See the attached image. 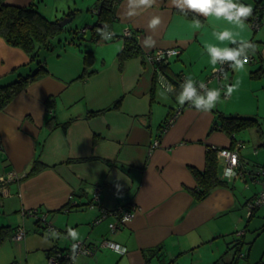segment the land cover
<instances>
[{
    "label": "crops",
    "instance_id": "crops-1",
    "mask_svg": "<svg viewBox=\"0 0 264 264\" xmlns=\"http://www.w3.org/2000/svg\"><path fill=\"white\" fill-rule=\"evenodd\" d=\"M9 1L34 3L46 17L71 21L61 27V33L67 29L69 35L62 38L60 33L53 39L52 50L42 52L48 73L29 83L0 111V264H17L18 253L27 260L35 251L46 264V256L64 253L75 242L87 244L92 252L77 253L69 264L164 263L167 254L212 245L226 235L243 220L236 212L244 211L246 203L250 216L249 203L260 193L242 205L233 184L243 172H250L242 150L246 146L238 140L239 132L229 135L219 125L213 129L218 113L233 111L230 102L235 91L228 96L224 91L235 84L237 71L228 66L221 79L214 77L204 45L233 47L227 41L220 43L213 33L239 32L237 40L255 45V53L249 54V71L264 74V40H254L253 15L240 31L223 19L192 12L185 15L171 0H157L151 8L129 17L128 0H117L110 23L115 36L107 41L92 39L93 26H103L99 20L102 0ZM258 1L239 0L253 9ZM154 15L162 23L152 30L148 22ZM195 20L201 28L193 27ZM73 22L75 27L69 28ZM126 30L130 36H125ZM127 37L136 39L140 50L123 60ZM148 38L155 40L154 47L144 46ZM167 48L180 52L168 58V67L162 71L148 54ZM87 51L92 58L85 78L80 79ZM173 58L188 63L192 77ZM35 67L23 48L0 36V83L31 73ZM159 70L171 82L172 91L160 81ZM186 77L197 83L208 81V88L220 90L228 103L217 104L207 113L187 102L173 105ZM171 117L174 121L166 127ZM210 147L218 148L217 176L227 186L218 185L198 199L193 168H205ZM223 148H235L240 156V172L230 180L222 178L226 175L219 152ZM36 159L42 166L39 163L31 173ZM122 206L134 215L120 229L112 230L115 217L110 213ZM103 210L107 216L97 221ZM37 216L45 217L44 221L37 224ZM19 228L25 230L21 239L14 237ZM69 228L79 233L78 241L67 235ZM52 230L58 237L46 238L44 234ZM104 240L126 246V253L103 246Z\"/></svg>",
    "mask_w": 264,
    "mask_h": 264
},
{
    "label": "rangeland",
    "instance_id": "rangeland-1",
    "mask_svg": "<svg viewBox=\"0 0 264 264\" xmlns=\"http://www.w3.org/2000/svg\"><path fill=\"white\" fill-rule=\"evenodd\" d=\"M257 0H252L255 4ZM91 16H95L90 13ZM55 19V17H48ZM75 22L70 24L69 28L75 27ZM262 24V23H261ZM69 30H65L61 33V37L64 38L66 34L69 35ZM254 40H264V24H262L256 31ZM259 57V54L256 53ZM173 63L180 62V66L187 75H192L189 64H184L180 60L172 59ZM188 66V68H187ZM249 64L245 66L248 74H245L244 70L237 71V77L235 84L238 85L233 99L230 102L232 112L226 114L239 113L241 115H252L258 117L262 121V129L264 131V74H256L253 71H249ZM255 67V66H254ZM230 73V72H229ZM192 77V76H191ZM228 89V88H227ZM224 92H227L226 90ZM179 95V94H178ZM177 95V96H178ZM228 98L221 93L220 100L217 104H226ZM173 105L178 106V101L173 100ZM226 102V103H225ZM238 140H243L245 146L242 150L246 153L245 161L247 162V169L250 172H243L239 175L233 184H235L236 194L239 197L241 204L251 198L254 194L261 193L264 190V185L261 181L262 175L260 174L262 166H264V134L256 128L245 129L238 133ZM232 184V183H231ZM240 205V208L241 206ZM247 203L244 211L239 209L236 212V216L243 215V220H239L238 223L229 229L227 234H222L223 237L215 239V243L212 245L203 244L187 250L184 252H178L180 254H167L165 262H157V264H226L228 261L231 263L237 262V264H263L264 263V203L260 205L256 214L251 218L247 215ZM250 209H248V212ZM231 227V226H228ZM31 231H29L30 233ZM242 233V235L240 234ZM46 234H44L45 236ZM245 240V244L242 247L241 253L237 256L233 253L235 249L232 242L236 237H241ZM251 242V243H249ZM229 248V250H228ZM226 252H228L226 254ZM45 254V252H43ZM39 251L31 253L29 258L25 257V254L18 253L16 259L17 264H42L38 257ZM247 254V256H246ZM46 264L50 263V259L46 256ZM96 259L94 258V261ZM95 264H98L95 261Z\"/></svg>",
    "mask_w": 264,
    "mask_h": 264
},
{
    "label": "trees",
    "instance_id": "trees-1",
    "mask_svg": "<svg viewBox=\"0 0 264 264\" xmlns=\"http://www.w3.org/2000/svg\"><path fill=\"white\" fill-rule=\"evenodd\" d=\"M116 1L117 0H102L100 3L101 14L99 20L102 21L103 26L105 24L108 25V31H110V23L114 18V7ZM259 6L264 8V0L258 1L256 8ZM71 13L73 14V11ZM99 22L97 21L96 23L98 24ZM102 27H97V25L93 26L92 39H102L98 33V29ZM62 31L63 29L60 26V19H49L35 6L34 3L29 5H16L11 3L9 0H0V36L3 37L10 45L23 48L29 54L30 60L36 63V67L31 70V73H20L16 79L0 83V111L4 110L16 97V95L24 90L29 83L48 73L47 67L44 63V53L42 54V52L52 50L53 39ZM77 37L81 38L82 36ZM74 38L76 37H73V39ZM135 40L136 39L133 37H127L126 45L121 52V58L123 60L132 58L139 52L140 49ZM251 43L254 44L253 42ZM233 47H235V45ZM85 58V70L79 76L80 79L85 78L87 74L86 69L92 58L91 51L86 52ZM158 65L162 71H166V68L168 67L167 62H160ZM174 83L179 82L175 80ZM69 123L70 121L65 122L64 127H67ZM217 125H219L229 135L250 128H256L264 134L262 121H260L258 117L252 115L218 113L213 129H215ZM216 150H218V148H208L206 154V166L203 170L193 168L198 186V189H195L194 192L198 199L204 198L214 187L218 185L227 186V181L222 180L217 176L218 158ZM39 163L41 164V162L36 159L31 173L38 169ZM258 207L259 206L250 211V218L255 214ZM38 220L37 224L44 221L41 217H38ZM240 234L242 235V233ZM242 237L243 236L236 237L232 241L235 242V249L233 250V253L237 256L240 255L242 247L245 244V240ZM227 253L228 252H226V254ZM237 263L238 259L236 264ZM226 264L235 263L228 261Z\"/></svg>",
    "mask_w": 264,
    "mask_h": 264
},
{
    "label": "clouds",
    "instance_id": "clouds-1",
    "mask_svg": "<svg viewBox=\"0 0 264 264\" xmlns=\"http://www.w3.org/2000/svg\"><path fill=\"white\" fill-rule=\"evenodd\" d=\"M157 0H128L127 16L138 15V10L151 8L156 4ZM173 6L187 15L189 12L202 15L204 17H215L217 20L223 19L228 24L235 26V28L243 31L246 28V20L252 15L253 8L250 5H245L239 0H171ZM162 23L161 17L154 15L148 22V27L152 30L157 29ZM193 27L195 29L201 28L199 20H195ZM107 30V33H106ZM98 33L103 40L110 41L115 36V33L108 31V25L105 24L102 28L98 29ZM239 32H234L229 29H225L220 32H214L213 35L220 43L225 41L235 45V47H220L214 44L206 43L204 45L208 56L210 57V63L213 66V71H221L215 66L217 64L224 65L227 63L235 71L245 70V66L249 62V54L255 53V45L247 40H237ZM144 46L154 47L155 40L148 38L144 41ZM171 55H175L174 52ZM238 85L229 86L226 96L231 95L236 91ZM181 92L177 96V101L180 105H184L186 102L191 103L197 111L210 112L216 107L220 100L221 92L218 89H210L203 82H200L197 86V82L191 77H186L185 81L181 85ZM167 91H172L171 88ZM227 155V154H225ZM232 165H236L237 158L232 156ZM234 173L231 169H228L225 177L231 179ZM51 235L53 238L58 237V233L52 230L50 233H46V238ZM67 235L74 241L80 239L79 233L75 229L69 228ZM77 244L73 245L72 251L75 253Z\"/></svg>",
    "mask_w": 264,
    "mask_h": 264
},
{
    "label": "built area",
    "instance_id": "built-area-1",
    "mask_svg": "<svg viewBox=\"0 0 264 264\" xmlns=\"http://www.w3.org/2000/svg\"><path fill=\"white\" fill-rule=\"evenodd\" d=\"M253 17L251 16V25L253 28L258 29L260 24L262 23V19L264 18V8L262 6H259L258 8L253 9V13H252ZM131 32L130 30H126L125 31V36H130ZM174 52L175 55L178 54L180 51L176 48H167V49H159L157 50L155 53H149L148 54V59L151 62L154 63H160V62H167L168 58L171 57V53ZM229 65L227 63H225L224 65H220L218 67V69H222L221 71H214V77L221 79L224 75H225V71L226 68ZM160 71V70H159ZM160 81L165 85L166 89L172 88V84L171 82L167 79L166 75H164L161 71H160ZM207 85L209 82H203ZM199 83H197L198 86ZM181 111V109H179L177 111V113H179ZM174 121V117H171L168 122H167V126L171 125ZM242 145L239 144L237 146V148H240ZM220 155L223 157L224 159V167H225V174L227 172L228 169H231L232 172L234 173V175H232V177L237 176L239 174V166L241 165L240 161V156H239V152L237 151V149L233 148V149H221L220 151ZM227 154V155H225ZM232 156H235L237 158V163L236 165H232L231 162V158ZM260 174L262 175V183L264 185V167L261 168ZM1 180H5V178H1ZM98 195H96L95 200L98 199ZM262 203H264V190L253 200L249 203V208L250 211L253 210L255 207L260 206ZM249 211V213H250ZM36 213L37 215V211H32V213ZM104 214L101 215V217L97 220V221H101L103 218H105L107 216L106 211H104ZM114 217H115V221H113L110 226L112 230H118L120 229L125 222H127L128 220H130L133 215H134V211L132 209H127L122 207H118L114 210L111 211V213ZM43 217V216H42ZM42 219H45V217H43ZM25 235V230L23 228H19L15 234L14 237L15 238H23ZM77 244L78 247L76 248L75 253H73L72 248L73 245ZM103 246H107L110 248H113L114 250L120 252L121 254L126 253L127 248L126 246L118 243V242H114L111 240H104L102 243ZM91 253L92 251L89 249L87 244H84L83 242H75L73 243L69 248L68 251H65L64 253L61 251H55L54 253H52L49 257L50 259V263L49 264H69V261H71V259L73 258L74 255H76L77 253ZM62 259H66L67 262L63 263ZM69 260V261H68Z\"/></svg>",
    "mask_w": 264,
    "mask_h": 264
},
{
    "label": "water",
    "instance_id": "water-1",
    "mask_svg": "<svg viewBox=\"0 0 264 264\" xmlns=\"http://www.w3.org/2000/svg\"><path fill=\"white\" fill-rule=\"evenodd\" d=\"M255 8H256V7H255ZM68 21H71V18H66V19L60 21V26H61V27H64V26L67 24ZM43 220H44V219H43Z\"/></svg>",
    "mask_w": 264,
    "mask_h": 264
},
{
    "label": "bare ground",
    "instance_id": "bare-ground-1",
    "mask_svg": "<svg viewBox=\"0 0 264 264\" xmlns=\"http://www.w3.org/2000/svg\"><path fill=\"white\" fill-rule=\"evenodd\" d=\"M186 104H191V103L187 102Z\"/></svg>",
    "mask_w": 264,
    "mask_h": 264
}]
</instances>
